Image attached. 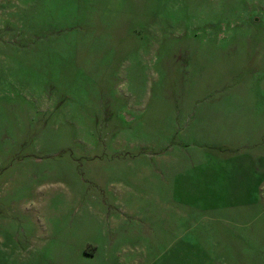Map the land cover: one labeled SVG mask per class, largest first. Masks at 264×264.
I'll return each instance as SVG.
<instances>
[{"label":"rangeland","instance_id":"obj_1","mask_svg":"<svg viewBox=\"0 0 264 264\" xmlns=\"http://www.w3.org/2000/svg\"><path fill=\"white\" fill-rule=\"evenodd\" d=\"M0 264H264V0H0Z\"/></svg>","mask_w":264,"mask_h":264}]
</instances>
